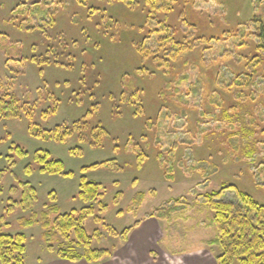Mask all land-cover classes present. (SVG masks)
<instances>
[{
  "label": "rangeland",
  "instance_id": "rangeland-1",
  "mask_svg": "<svg viewBox=\"0 0 264 264\" xmlns=\"http://www.w3.org/2000/svg\"><path fill=\"white\" fill-rule=\"evenodd\" d=\"M31 1L0 0V80L3 93L14 95L24 103L36 127L52 132L60 128L61 134L68 129L72 136L67 143L44 141L30 134L27 116L21 120H0V172H4L0 176V231L25 235L26 264H91L86 260L76 263L61 260L48 252L40 224L24 228L20 223V220L46 210L51 205V192L57 195V204L63 214L87 207L77 199L81 178L86 177L105 186L102 203L108 209L101 213L95 204L96 217L103 218L119 234L134 227L138 221L144 222L147 214L172 199L187 198L192 205L186 220H178L172 226L165 222L154 223V241L149 250L151 235L143 232V239L142 228L132 232L124 242L111 236L104 222L97 223L95 217L89 218L85 223L87 233L90 236L96 231L103 233L92 241L91 246L111 252L110 256L92 264H199L198 259L216 264L215 258L221 251L209 245L217 233L211 221L213 216L196 202V198L219 190L223 185H233L264 205V191L254 185L251 176L253 160L246 156L244 149L237 150L239 139L232 140L226 132L234 130L232 124L239 127L248 122H261L260 127L256 125V130H264V107L257 108L264 102L250 110L225 95L228 102L241 109V114L232 117V124H226L223 113L209 106L213 100L206 102L208 115L203 116L202 112L191 108L185 116L177 104L181 102L201 108L202 98L197 90H202L205 80L210 77L207 64L215 57L212 52H207L203 61L199 52L193 57L184 54L176 65L181 70H176L180 72L176 77L172 73L166 77L157 71L144 77L137 72L140 56L134 45L142 39L138 30L145 21L142 8L146 0H133L135 5L136 2L140 5L139 8L135 5L128 8L117 1L112 4L88 1L83 7L76 0H48L53 2L51 7L56 10L57 18L56 27L49 28L46 37L25 31L21 18L13 19V10L26 8ZM174 1L178 4L171 9L163 8L159 16L166 13L170 16V24L180 31L179 40L198 38V33L205 37L219 35L232 27H239L254 15L264 18V0ZM101 13H105V17ZM223 46L222 42L214 44L218 49ZM37 58L45 62L42 74L36 65ZM198 58L200 64L195 65ZM187 60L194 64L185 67L183 62ZM98 72L97 78L91 79V75ZM170 83L173 89L167 91L166 99L164 89ZM141 86L147 92V122L129 111L134 112L139 104L135 96ZM189 88L192 93H188ZM128 103L136 105L133 108ZM83 122L90 127H83ZM96 126L107 130L105 133L109 135L101 136V130ZM259 131L253 135L259 138ZM98 135L100 141L97 144L100 146H94V137ZM132 144H138L136 151L142 149L148 156L142 168L136 167ZM18 146L28 155L11 151ZM174 147L177 149L176 180L167 179L158 157L160 148L167 153ZM40 150L62 160L74 177L40 174L37 165L32 164L34 154ZM254 150L258 166L264 163V144H258ZM8 156L14 157L15 165L7 160ZM106 161L117 162L119 169L82 170ZM29 165L32 166L31 175L25 172ZM27 182L38 193L37 203L30 211L12 207L20 201L21 184ZM137 193H146L147 198L138 216L134 217L127 210ZM135 234L138 235L133 238ZM75 238L73 235L70 243L55 242L54 247L57 250L73 248L85 254L87 250L79 247ZM133 243L145 249L143 260L137 255ZM172 251L180 252L173 255Z\"/></svg>",
  "mask_w": 264,
  "mask_h": 264
},
{
  "label": "trees",
  "instance_id": "trees-1",
  "mask_svg": "<svg viewBox=\"0 0 264 264\" xmlns=\"http://www.w3.org/2000/svg\"><path fill=\"white\" fill-rule=\"evenodd\" d=\"M79 5L88 4V1L94 0H76ZM114 3L121 2L126 7L131 8L135 5L133 0H98ZM53 2L43 0L42 2L32 0L28 6L22 9L13 10L14 18H21V24L25 26V31H32L47 36L49 28L56 27V10L51 7ZM174 0H146L142 8L144 14V24L139 28L142 39L137 41L134 49L140 56V65L137 72L144 77L152 75L154 71L162 73L163 76L170 77L171 73L176 77L180 72L177 64L180 63L184 54L195 55L200 53L202 60L207 52H212L215 59L210 61L209 65L210 77L205 80L202 90H197L201 94L202 106L196 108L194 105H186L181 102L177 104L187 116V111L191 108L198 112H202L203 116L208 115L207 101L216 112L220 111L228 122L232 124V117L241 114V109L228 102L224 97L228 95L241 103L244 108L254 109L256 105L264 102V18L257 15L252 16L247 22L232 27L228 31L219 35L202 36L198 33V38L179 40L180 31L177 27L170 24V16L166 13L159 16L163 8L171 9L177 5ZM27 5V4H23ZM22 5H19L20 7ZM136 8L140 5L136 2ZM165 9V10H166ZM98 12V11H97ZM102 14V13H101ZM105 13L102 14L105 17ZM36 22V23H33ZM184 22V20L182 21ZM215 42L224 45L218 49L214 47ZM202 49V50H201ZM204 61V60H203ZM199 63V58L196 60ZM45 62L41 58H37L36 65L39 67L40 73H43V64ZM185 67L194 64L192 60L184 61ZM48 65H50L48 63ZM201 66H199L200 68ZM215 69V71H214ZM179 70V69H178ZM181 71V70H179ZM185 73H187L185 71ZM100 73H93L91 79H96ZM184 80H186L184 78ZM173 89L170 83L164 89V97L167 99V91ZM177 89V88H175ZM192 93V89L187 90ZM4 86L0 80V120H21L24 116L29 119V132L33 137L44 141H55L57 143H67L72 136L71 130L60 133V128L56 132L42 130L33 123V116L30 110H27L24 103L14 95L4 94ZM180 97V94H175ZM147 92L142 88L138 89L135 98L138 99L135 111L129 110L136 118L146 121L149 115V109L145 105ZM130 107L136 104L128 103ZM259 107H264V104ZM134 108V107H133ZM127 111L128 109L125 108ZM254 111V110H253ZM264 119V118H263ZM258 121V119L256 120ZM147 122V121H146ZM261 122L235 126L234 130H226L230 134L232 140L237 137L240 146L237 150L244 149L246 156L252 159V180L254 185L264 191V163L258 164L255 159L256 153L254 149L258 148V144H264V130H256V125L260 127ZM92 124V123H91ZM147 124V123H145ZM90 127V124L83 122V127ZM230 126V125H229ZM101 130L100 135H109L105 133L104 128L96 126ZM94 128L93 130H97ZM92 131V130H91ZM259 131L260 137H255L253 133ZM108 132V131H107ZM110 133V132H109ZM99 135L94 137L92 145L100 141ZM96 142V143H95ZM138 144H132L134 150L131 153L135 156L136 167L142 168L148 161V156L141 149L136 151ZM11 151L21 156H27L28 153L21 147H16ZM71 153L75 155L74 150ZM170 156V157H169ZM161 167L167 179H177V149L171 148L165 153L160 148L158 154ZM13 156H8L7 160L15 165ZM32 164L37 165L40 174L51 176H64L67 178L74 177L72 171H67L62 160L54 159L48 151H37L34 154ZM117 162L106 161L95 163L84 167L83 172L90 169L104 168L111 171L118 170ZM26 174L31 175L32 166L26 168ZM2 173V174H1ZM4 172H0V176ZM206 173V172H205ZM1 179V178H0ZM20 201L16 202L24 211H30L34 208L38 200L37 190L30 184H21ZM0 193L2 191L0 190ZM146 193H137L134 197L133 204L128 208L127 212L134 217L145 203ZM51 205L40 215L33 214L29 219L20 220L24 228H32L40 224L43 229V240L48 247V252L56 254L61 260L70 262H80L86 260L88 263H98L106 256H110L111 252L105 248L94 249L91 245L95 238H100L103 233L96 231L90 236L85 228L86 221L95 217L97 223L104 222L101 217H96L95 204L99 206V212H105L108 206L102 203L105 196V186L95 181H89L86 177H82L79 186L77 199L82 201L87 207L82 210H73L69 213H61V209L57 204V195L55 192L50 193ZM119 195H117L118 199ZM196 202L205 207L213 216L212 225L216 227L217 233L214 240L209 245L216 246L221 253L215 258L216 264H264V205L260 203L253 195L245 190L237 188L233 185H223L221 189L209 193H204L196 198ZM192 205L187 198L172 199L160 208L146 215V219H155L159 222H165L171 226L178 220H186L188 213L191 211ZM140 225V221L136 222L134 227L127 228L122 233H118L115 228L104 222L106 231L113 237H119L122 241L127 242L129 235L134 228ZM75 236L74 242L79 247H84L85 254H81L73 248L68 250H57L54 247L55 242H71L72 236ZM182 236H185L182 234ZM27 252V238L23 234L9 235L0 231V261L2 264H26L25 255ZM180 251H172L175 255Z\"/></svg>",
  "mask_w": 264,
  "mask_h": 264
},
{
  "label": "crops",
  "instance_id": "crops-1",
  "mask_svg": "<svg viewBox=\"0 0 264 264\" xmlns=\"http://www.w3.org/2000/svg\"><path fill=\"white\" fill-rule=\"evenodd\" d=\"M157 222H159V221H157V220H155V219H146L144 222H141L140 223V225L138 226V227H136V228H134L133 229V233H134V231L136 230V229H138V228H142L141 229V232H142V235H143V232L146 234V232H147V236H149V235H151V239H150V241L148 242V240H149V238H148V240H146L147 242H148V246H147V249L149 250L151 247H152V243H153V241H154V232H153V228H154V223H157ZM132 232H131V234L129 235V238H130V236L132 235ZM140 232V233H141ZM139 233V234H140ZM137 235L138 234H135L134 236H133V238L135 237H137ZM145 238V236L143 235V239ZM141 239H142V237H141ZM133 241V240H132ZM136 242V241H135ZM134 244V243H133ZM134 246H135V248H136V250H137V255H141L140 257H141V259L143 260L144 259V253L146 252L145 251V249H142V248H140L139 246H138V244L137 243H135L134 244ZM137 246V247H136ZM198 262H199V264H203V263H207L208 264V262L206 261V260H201V259H198L197 260Z\"/></svg>",
  "mask_w": 264,
  "mask_h": 264
}]
</instances>
